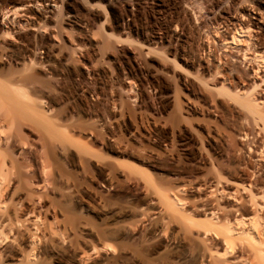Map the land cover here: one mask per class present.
<instances>
[{
    "label": "rangeland",
    "instance_id": "374dc122",
    "mask_svg": "<svg viewBox=\"0 0 264 264\" xmlns=\"http://www.w3.org/2000/svg\"><path fill=\"white\" fill-rule=\"evenodd\" d=\"M189 1L196 0H0V42L58 46L57 65L42 51L40 68L24 65L11 74L0 59V76L10 73L9 82L25 81L26 94L46 114L44 120L18 118L30 130L24 131L26 140L44 148L50 166L46 185L31 188L36 179L31 157H14L17 187L0 194V264H174L167 243L171 237L181 242L182 251L200 250L196 229L154 211L150 222L140 215L149 196L182 194L186 202L181 209L196 217L193 208L217 199L205 198L209 189L196 192L193 187L214 178L221 167L232 173L233 147L241 144L245 151L232 126L245 120L219 95L224 109L213 112L217 92L198 84L201 72L191 66L199 45L191 29L193 11L200 6L191 13ZM215 2L209 13L201 11L207 21L230 15L232 2L243 3ZM51 6L53 13L47 12ZM169 7L175 9L172 16L187 22V34L177 39L166 34L169 43H144L142 37L166 28ZM206 55L199 54V64L205 65ZM254 81L261 84L259 78ZM189 103L193 114L186 113ZM229 110L238 116L234 123ZM103 206L115 213L102 214ZM163 223L169 229L155 239L151 232ZM29 232L35 234L34 242ZM83 238L93 247H86ZM31 251L33 260L28 261Z\"/></svg>",
    "mask_w": 264,
    "mask_h": 264
},
{
    "label": "bare ground",
    "instance_id": "6f19581e",
    "mask_svg": "<svg viewBox=\"0 0 264 264\" xmlns=\"http://www.w3.org/2000/svg\"><path fill=\"white\" fill-rule=\"evenodd\" d=\"M199 1L196 0L195 3L189 1L188 3L191 7V13L197 3L196 8L200 6L199 12L198 10L197 12L193 11L195 25L197 23L198 25L196 27L194 25V28L190 26L192 23L189 22V26L193 29L194 35H197L199 43L195 47L198 57L191 63V66L195 67L198 73L201 72L199 73L202 76L199 80L201 83H198V80L197 83L203 85L208 91L217 92L212 111L217 113L220 108L224 109V104L218 98L220 96L237 110V115L241 116L240 118L245 120V123L239 124L236 121L234 123V111L229 110L227 113L230 118H233L234 124L232 126H235H233L235 129L233 133L239 141L246 144L245 151L240 148L241 144H238V149L233 147L234 151L233 148H230L234 154L230 150L227 151L233 154V159L238 156L237 161L230 159V164H233L234 168L232 173H229L230 170L226 172L225 168L221 167L223 170L215 173L214 178H207L204 183H200L201 185L195 186L194 184L195 187L193 188L196 192H199L202 187L209 189V196L207 195L205 198L213 196L217 199L216 203L206 202L193 208L194 214L199 213L196 217L190 216L181 209L186 202V198L181 197L182 194L180 196L165 194L159 199L151 195L146 199L147 207L141 209L140 215L150 222L152 220L151 211H154L155 214L165 215L169 220L177 219L187 228L196 229V236L201 238L200 250L182 251L180 241L172 237L168 240L170 252L176 259L174 264H264V90L261 89V84H264V10L262 8V6L264 7V0H258L257 4L253 3L252 0H242L243 3L240 5L232 2L230 6L232 12L228 15L229 17L213 14L214 16L210 17L209 21L204 19L201 11L205 9L209 13L210 8L215 7V0ZM203 4L204 6L207 4V6L204 7ZM157 7L161 10L162 5L158 4ZM52 8L54 7L51 6V11L47 12H52ZM223 12L226 14L225 11ZM165 13L172 16L175 9L173 7L166 8ZM167 23L166 28L158 27L157 31L152 32L150 38L140 33L144 36L142 37L143 42L155 45L163 44L164 41H167L165 39L167 35L177 39L186 31L185 24L187 22H183V19L181 21L180 18L172 16ZM224 28L225 34L220 35L221 29ZM10 30L12 31V28ZM190 32L188 34L193 35ZM218 36L219 41L217 42L216 37ZM203 40L206 42L204 45ZM125 41H129V38L126 37ZM167 42L169 43V41ZM167 49L169 50L170 46ZM42 51L48 52L53 65L58 64L56 62L58 46L52 42H39L29 45L0 42V59L9 64L11 74H13L12 70L24 65L40 68L42 65L40 53ZM27 52L32 53L33 57L28 56ZM202 53L207 54L205 65L198 63L201 58V55L199 58V54ZM181 60L186 63V60ZM26 61L28 62L26 63ZM173 62L177 65L175 61ZM261 74H263L262 78H260ZM6 75L5 77L1 75L2 78H0V194L5 189L13 190L17 187L18 174L16 175L15 158L24 160L25 157L26 159L31 157L29 160L33 162L34 168L32 170H34L33 173L36 178L29 185L31 188H37L40 183L45 186L47 183L46 175L50 170L47 157L44 155L45 152L42 151L44 148L41 149L26 140L27 135L24 131H28V126L25 127V124L18 118V115L21 114L30 120H44L46 114L41 112L36 101L26 94L23 83L25 81L15 78V81L10 79L9 82L8 78L11 77L7 75L8 78L6 79ZM3 78L9 83V86L6 85L7 82L3 83L4 81L1 80ZM258 78L260 85L254 81ZM189 91L192 90L189 89ZM22 103H26V105L24 104L26 108H21ZM194 111L195 107L189 103L186 107V113L193 114ZM234 140L236 139L234 138ZM206 143L209 144L210 139ZM235 144L238 146L236 142ZM243 144L242 146H244ZM213 150L215 154L221 155L220 150ZM31 167H25L26 174L31 171ZM226 168L229 169V167ZM228 169L226 170L228 171ZM0 201L2 203V200ZM1 203L0 205L3 204ZM100 210L102 214L115 213L113 207L103 206ZM36 220H32L34 222L30 220L29 223L34 225ZM81 229L91 235L93 234V231L85 226H82ZM168 229L169 223L159 224L151 232V235L155 239H161ZM29 237L30 242H34L35 234L29 232ZM82 241L86 247H93L91 240L83 238ZM31 252L30 256L28 252V261H30L31 254L33 255Z\"/></svg>",
    "mask_w": 264,
    "mask_h": 264
}]
</instances>
